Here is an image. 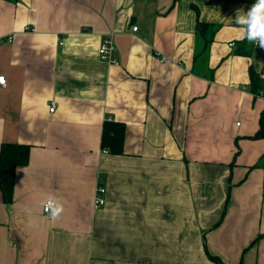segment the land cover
Here are the masks:
<instances>
[{"label":"crops","instance_id":"1","mask_svg":"<svg viewBox=\"0 0 264 264\" xmlns=\"http://www.w3.org/2000/svg\"><path fill=\"white\" fill-rule=\"evenodd\" d=\"M255 3L0 0V145L30 147L0 193V264H264V48L228 46Z\"/></svg>","mask_w":264,"mask_h":264},{"label":"trees","instance_id":"2","mask_svg":"<svg viewBox=\"0 0 264 264\" xmlns=\"http://www.w3.org/2000/svg\"><path fill=\"white\" fill-rule=\"evenodd\" d=\"M209 25L205 23L197 24V31L201 34ZM214 30V29H213ZM235 54H249V50L253 46V42H249L247 38L243 42L234 43ZM250 92L255 96L264 97V81L250 69ZM253 139L264 138V110L260 114L259 129L252 137ZM124 125L118 122H104L101 134V147L106 149L111 155H120L123 150ZM30 147L23 144L3 143L0 145V193L2 202L10 205L13 199L14 190V173L19 167L28 164ZM264 190V177H263ZM209 259L217 262V258L209 256ZM219 263V261H218Z\"/></svg>","mask_w":264,"mask_h":264},{"label":"clouds","instance_id":"3","mask_svg":"<svg viewBox=\"0 0 264 264\" xmlns=\"http://www.w3.org/2000/svg\"><path fill=\"white\" fill-rule=\"evenodd\" d=\"M239 25L242 27L240 32L241 38H247L249 42H256L261 48H264V0H256V3L245 15H239L236 18ZM4 83V78L0 77V84ZM51 209L53 219L57 218L62 211V207L54 205L50 199L46 205Z\"/></svg>","mask_w":264,"mask_h":264},{"label":"built area","instance_id":"4","mask_svg":"<svg viewBox=\"0 0 264 264\" xmlns=\"http://www.w3.org/2000/svg\"><path fill=\"white\" fill-rule=\"evenodd\" d=\"M137 30V27H132V31L135 32ZM31 32H34L33 29L30 30ZM8 41H11V38H8ZM228 46L231 48V47H234V43H229ZM254 46H259L256 42H254ZM113 51H114V46H113V42H112V37H104L102 39V42L99 46V49H98V56H99V59L103 62H106L108 64H116L115 60L113 59ZM163 61V60H162ZM258 76L259 78L264 81V70L263 71H259L258 72ZM0 77H3V76H0ZM4 78V83L3 84H0V88H4L6 86V80H5V77ZM53 103H52V107L49 109L50 112H53L54 110V107H53ZM237 125H239L237 123ZM105 194H106V189L99 186L96 188V194H95V198H94V207L95 208H98V207H101L105 204ZM48 201H46L44 204H43V207H42V212L45 216H50L51 215V209H48L46 207ZM54 203V202H53ZM55 205V204H54Z\"/></svg>","mask_w":264,"mask_h":264}]
</instances>
